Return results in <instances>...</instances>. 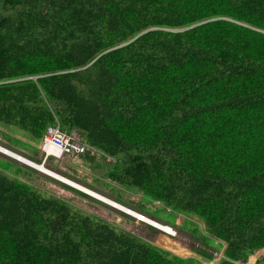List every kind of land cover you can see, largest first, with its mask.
I'll return each instance as SVG.
<instances>
[{"label":"trees","instance_id":"trees-1","mask_svg":"<svg viewBox=\"0 0 264 264\" xmlns=\"http://www.w3.org/2000/svg\"><path fill=\"white\" fill-rule=\"evenodd\" d=\"M56 120L197 216L219 264L264 249V0H0V122ZM0 264L185 263L0 170Z\"/></svg>","mask_w":264,"mask_h":264},{"label":"rangeland","instance_id":"rangeland-1","mask_svg":"<svg viewBox=\"0 0 264 264\" xmlns=\"http://www.w3.org/2000/svg\"><path fill=\"white\" fill-rule=\"evenodd\" d=\"M76 139H82V135L77 134ZM40 141V138L32 137L27 131L20 132L12 124L0 122V144L36 163L42 160L39 149ZM107 156L99 150L89 148L83 156H79L75 160L65 155L61 156L60 159L48 157L44 166L134 211H142L155 220L175 226L179 233L178 238L168 235L170 237V241H168L165 237L162 238V233L138 222L125 212L90 197L91 195L84 193L79 188L58 181L56 177L42 173L1 153L0 170L12 177L24 180L29 185L41 188L49 194L66 199L73 206L107 220L115 226H120L129 232L134 231L133 234L147 242L158 243L168 252L173 251L176 255L185 257L183 258L185 264H204L189 257L188 251H192V249L199 252L203 258L212 261L208 263L205 260V264H214V253L221 252L220 249L224 241L211 235L197 216L175 211L162 203L151 200L142 191L121 186L111 179L109 173L116 164L108 160ZM184 238L189 241V244L184 243ZM158 239L159 241H157ZM196 243L198 246H195ZM259 249L252 252L254 257L251 256L249 264H264V249ZM235 264H244L243 259L235 261Z\"/></svg>","mask_w":264,"mask_h":264},{"label":"built area","instance_id":"built-area-1","mask_svg":"<svg viewBox=\"0 0 264 264\" xmlns=\"http://www.w3.org/2000/svg\"><path fill=\"white\" fill-rule=\"evenodd\" d=\"M77 134L79 135V133ZM77 134L75 130L70 132L63 130L59 123L56 122L54 125L47 127L45 133L43 134L41 148L46 151L47 148L51 147L59 152V156L64 154L77 156L78 154L82 153L86 147L81 139H76ZM137 219H143V214H138ZM162 228L165 233L170 236L177 235V232L173 227L163 226ZM195 245L198 246V244ZM214 256V264H216L217 261L222 257V252H215Z\"/></svg>","mask_w":264,"mask_h":264},{"label":"clouds","instance_id":"clouds-1","mask_svg":"<svg viewBox=\"0 0 264 264\" xmlns=\"http://www.w3.org/2000/svg\"><path fill=\"white\" fill-rule=\"evenodd\" d=\"M32 78H34V77H32ZM56 122H58L57 120L52 124V125H54ZM59 123V122H58ZM60 125V124H59ZM49 126H51V125H49ZM48 127V126H47ZM61 127V126H60ZM47 129V128H46ZM46 129H45V131H46ZM64 130V129H63ZM74 130V129H73ZM45 131H44V133H45ZM66 131V130H65ZM72 131V130H71ZM77 133H79V134H81L82 135V139H81V141L86 145V147H85V150L82 152V153H80V154H78L77 156H70V155H67V154H64L65 156H69V157H71V158H74V160L76 159V158H78L79 156H83L84 154H85V152L86 151H88V149L89 148H92V149H94V150H96V151H98L96 148H94V147H91L85 140H84V137H83V134L81 133V132H79V131H77V130H75ZM67 132H70V131H67ZM43 133V134H44ZM43 134H42V136H41V141H40V146H39V149L41 150V156H42V160L40 161V162H38V163H41L42 165H45L46 164V160H47V158L48 157H56V154H51V153H48L47 152V150L46 151H44L42 148H41V146H42V138H43ZM99 152H101L100 150H99ZM0 153L1 154H3V155H6V154H4V153H10L13 157H11L12 159H14V158H16L15 156H17V157H20V156H23V157H25V158H27V159H29V160H31L30 158H28V157H26V156H24V155H22V154H20V153H17V152H15V151H13V150H11V149H9V148H7V147H5V146H2L1 144H0ZM102 153V152H101ZM7 156V155H6ZM61 156H63V155H60L59 157H56V158H58V159H60V157ZM10 157V156H9ZM18 159V158H17ZM107 159L108 160H111L113 163L115 162V158L114 157H111V156H107ZM14 160H16V159H14ZM17 161H19V160H17ZM21 162V161H20ZM35 162V161H34ZM23 163V162H22ZM25 164V163H24ZM29 165V164H28ZM32 168H34V167H32ZM34 169H36V168H34ZM37 170V169H36ZM58 180V179H57ZM24 181V180H23ZM69 185V184H68ZM71 186V185H70ZM72 187H75V186H72ZM77 188V187H76ZM82 191V190H81ZM85 193V192H84ZM87 194V193H86ZM90 197H93V196H90ZM94 199H97V198H95V197H93ZM109 198V197H108ZM97 200H99V199H97ZM113 200V199H112ZM100 201V200H99ZM115 201V200H114ZM101 202H103V201H101ZM117 202V201H116ZM156 202H159V201H156ZM103 203H105V202H103ZM119 203V202H118ZM160 203V202H159ZM105 204H107V203H105ZM121 204V203H120ZM108 205H110V204H108ZM110 206H112V205H110ZM113 207V206H112ZM130 209V208H129ZM133 210V209H132ZM120 211H123V212H125L126 214H128V215H130V216H132L135 220H137L138 222H140V223H142V224H145V225H147V226H149V227H151V228H153V229H155L157 232H160V233H162V235L163 236H165V238H170L169 236H168V234H166L165 233V231L163 230V226H169V227H173L175 230H176V232H177V235H175V236H172V237H174V238H178V231H177V229H176V227L175 226H172V225H170V224H167V223H165V222H160V221H158V220H155V219H153V218H151V217H149L148 215H146L144 212H140V211H135V214L134 215H132V214H129L128 213V209L127 210H120ZM91 214V213H90ZM138 214H143V219H141V220H139V219H137V215ZM107 221V220H106ZM110 223V222H109ZM159 225H160V227H159ZM204 225V224H203ZM115 226V225H114ZM154 226V227H153ZM117 227H120V226H117ZM121 228V227H120ZM131 233H135L134 231H130ZM183 241H184V243L185 244H189V241L186 239V238H184L183 239ZM225 243V242H224ZM196 244H198V243H196ZM154 245H156V246H160V245H158V244H154ZM196 246V245H195ZM161 247V246H160ZM162 249H164L163 247H161ZM193 250V249H192ZM224 250V249H223ZM223 250L221 251L222 252V257L217 261V263L216 264H219V262L221 261V259L223 258ZM169 252H171L173 255H176L173 251H169ZM252 254V253H251ZM176 256H178V255H176ZM249 256V255H248ZM252 256L254 257V254H252ZM180 257V256H179ZM181 258H185V257H181ZM187 259H190V258H187ZM255 259V258H254ZM254 259H253V261H254ZM208 260H206V262H207ZM246 261V260H245ZM245 261H243V262H245ZM212 261H208V263H211Z\"/></svg>","mask_w":264,"mask_h":264},{"label":"bare ground","instance_id":"bare-ground-1","mask_svg":"<svg viewBox=\"0 0 264 264\" xmlns=\"http://www.w3.org/2000/svg\"><path fill=\"white\" fill-rule=\"evenodd\" d=\"M49 148H51V147H49ZM49 148H47V152L48 153L56 154V156H59V152L57 150H55L53 148H51V149H49ZM4 154H6L7 156H10V157H13L10 153H4ZM15 157L16 158H14V159L19 160V161H21V162H23V163H25L27 165L29 164V166L38 169V171H40L42 173H45V174H47L49 176H54V177H56V178H58V179H60V180H62L64 182L70 184L71 186H75V187L79 188L80 190L84 191L85 193H87V194L99 199L100 201H103V202H105L107 204L112 205L113 207H115L118 210H127L128 209L129 210L128 211L129 214H132V215L135 214L134 210L129 209L128 207H125L124 205H121L118 202H116V201H114L112 199H109V198L103 196L102 194H100V193H98L96 191H93V190H91V189H89V188H87V187H85V186H83V185H81L79 183H76V182L72 181L71 179H69V178H67L65 176H62V175H60V174H58V173H56L54 171H51L50 169L46 168L41 163L33 162V161L23 157V156H20V157L15 156ZM159 227H160V225H159Z\"/></svg>","mask_w":264,"mask_h":264},{"label":"crops","instance_id":"crops-1","mask_svg":"<svg viewBox=\"0 0 264 264\" xmlns=\"http://www.w3.org/2000/svg\"><path fill=\"white\" fill-rule=\"evenodd\" d=\"M38 170V169H37ZM52 177H54V176H52ZM58 179V178H57ZM58 181H60V182H63V183H66V182H64V181H62V180H60V179H58ZM66 184H68V183H66ZM70 185V184H69ZM104 196V195H103ZM106 197V196H105ZM108 198V197H107ZM110 199V198H109ZM120 204V203H119ZM122 205V204H121ZM126 207V206H125ZM165 236H163L162 238H164ZM166 239H168V241H170V238H166ZM157 241H159V239L157 240ZM164 241V240H163ZM167 241V242H168ZM215 241H217V240H215ZM217 242H219V241H217ZM153 243H155V244H158V243H156V242H153ZM159 245V244H158ZM224 247H225V243L224 244H222V246H221V251L224 249ZM259 250H263V249H259ZM189 252V257L191 258V259H195V260H199V261H201L202 263H204L205 264V260H207V259H205V258H203L202 256H201V254H199V252H197V251H195V250H192V251H188ZM251 256H252V254L251 255H249L248 256V258L246 259V261L245 262H243L244 264H249V260H250V258H251ZM200 259H202V260H200Z\"/></svg>","mask_w":264,"mask_h":264},{"label":"water","instance_id":"water-1","mask_svg":"<svg viewBox=\"0 0 264 264\" xmlns=\"http://www.w3.org/2000/svg\"><path fill=\"white\" fill-rule=\"evenodd\" d=\"M206 21H209V20H206ZM206 21H203V22H206ZM203 22H200V23H203ZM198 23V24H200ZM149 29H152V28H149ZM148 30V29H147ZM147 30H144L143 32L147 31ZM142 33V32H141ZM35 78V77H34Z\"/></svg>","mask_w":264,"mask_h":264}]
</instances>
